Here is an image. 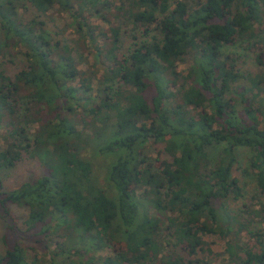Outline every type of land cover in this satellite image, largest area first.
Here are the masks:
<instances>
[{"label": "trees", "instance_id": "16d2710c", "mask_svg": "<svg viewBox=\"0 0 264 264\" xmlns=\"http://www.w3.org/2000/svg\"><path fill=\"white\" fill-rule=\"evenodd\" d=\"M26 1L0 0V170L33 159L41 172L10 191L0 182V264H40L21 241L46 250L40 235L52 220L82 241L54 251H78L67 264H211L205 236L215 234L224 240L222 264H264V228L254 226L264 206H229L247 184L235 172L251 176L252 200L264 193V0H120L96 88L95 72L77 66L75 45L40 19L57 1L73 9L72 1ZM80 4L76 31L95 44ZM123 25L132 45L118 55ZM242 44L255 50L258 72H245L237 51L226 50ZM86 117L96 134L83 139L77 125ZM96 135L94 153L113 158L105 173L113 196L94 184L82 154ZM151 141L170 156L160 166L145 152ZM241 148L250 151L244 166ZM11 204L27 208L25 229ZM235 226L251 241L227 238Z\"/></svg>", "mask_w": 264, "mask_h": 264}, {"label": "rangeland", "instance_id": "374dc122", "mask_svg": "<svg viewBox=\"0 0 264 264\" xmlns=\"http://www.w3.org/2000/svg\"><path fill=\"white\" fill-rule=\"evenodd\" d=\"M71 1L73 4V9L64 10L60 7L57 1L54 6L47 11L45 15L40 16V19L46 21V26L51 33L57 29L60 33L59 37H62V39L68 42L71 46L75 45V52L73 54L77 61V66L82 70H91L95 72V75L91 76L90 79L92 81V86L96 88L99 85V80L102 78L104 72L103 65L108 64L106 60L111 57V55L108 53L112 39L111 28L120 26V0H115V2L109 0L112 3L111 5L108 4V0L106 4L105 2H103L104 0H100L99 3L90 6H88V4L86 3H82V0ZM23 2L27 4L26 6H29V2H27L26 0H22V3ZM78 4H80V7L83 9L81 10L82 12H84L87 26L89 27V29H91L93 33L95 44L90 43L88 38L81 36L76 31V16L74 15L75 11L73 10L78 9V11L80 12ZM96 9H99L102 14L100 15V13H98ZM34 13L30 9L26 13V17H33L35 15ZM262 21L264 22V16L262 18ZM124 27L125 26L123 25L122 31L120 33L121 36L118 55L126 54L132 45V39L130 38L128 33L124 32ZM258 27L259 25L255 24L254 32L257 30ZM83 31L85 32L84 28ZM94 45L98 47V51H100L99 54H96L97 48H95ZM226 50L237 51L239 55L238 64L241 69H243L245 72L255 73L261 69L264 70L263 68L258 66L255 60V50L252 47L250 48L247 44H242V46L240 47H237L236 45H228L226 47ZM190 60L191 58L186 57V59L182 63H179V69L184 70ZM94 93L96 92L94 91ZM79 112L80 110L77 111L78 117L81 116V112ZM78 121L79 125H77V127L83 132V139L87 135H93L94 133L96 134L95 128L91 123V117H86V119H79ZM101 141L102 139L97 138L96 135V138H94L92 142L83 143L85 147L82 150V154L92 164V179L94 184L104 190L105 193H107L108 195L113 196L114 191L111 185L105 179V173L108 169V165L113 158H111L110 156L96 155L93 151V147ZM162 150H164V143L161 142L151 141L145 147V152L148 153L153 158V160H155L156 166H160L163 160L170 159L169 154L166 152H161ZM249 153L250 151L246 148L240 149V155L238 157L240 160L239 164H241L242 166L245 165ZM40 172L41 167H39L33 159H27L21 162L16 167H13L12 169L0 170V182L3 185V190L10 191L14 188H17L24 180L39 175ZM235 174L238 175L241 179H244L241 182L245 181L247 182V184L244 185L243 195L239 199L232 200L230 202L229 206L231 210L236 212L239 208H242L243 203L256 205V208L264 206V193L257 195L258 197L256 196V199L254 200L250 198L252 190L254 189V184L252 182L251 176H242L240 175L239 171L235 172ZM9 208L10 214L13 218L12 220L15 221L21 229H25L26 224L24 221L28 214L27 208L16 204H11ZM151 212H153V210H151ZM51 223V233L49 235H40V238H43L49 245L47 248L48 250L46 249L47 251L43 248L44 245L38 246V244L33 242V240H19V242L21 241V246L23 249H25V253L28 256L29 260L32 259L34 253L39 255L38 262L40 264H67L68 261L64 262V259H66V257L69 259L77 260L78 255L75 253H78V251L75 253H70L71 255L68 253H64L63 255L59 253L57 255L55 252H60L61 248L68 250L70 246H73L75 244H77L78 247H82V241L79 242L80 240L76 239L75 234L73 232L71 234L70 229L65 230L62 227L58 229L56 227V221L54 220L50 221V224ZM254 226L264 228V220L259 217L255 218ZM5 227V221L0 218V255L6 249L3 240L6 231ZM29 233L30 232H27L26 234ZM227 238L233 241H238L239 243H248V241H251L249 233L245 229H240L237 226H235V229L232 230V232L228 235ZM205 239L207 241V245L212 250V254L210 255V259L212 262L211 264H222L226 257V255L223 254L224 240L216 234L207 235L205 236ZM60 241H63L64 245H61L59 247ZM119 246L120 245H117V247ZM110 252L111 247H108L101 254H107ZM51 260L53 261V263H51ZM157 264L162 263L158 260Z\"/></svg>", "mask_w": 264, "mask_h": 264}]
</instances>
